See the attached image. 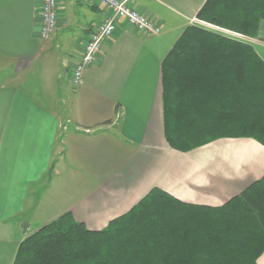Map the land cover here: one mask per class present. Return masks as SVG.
<instances>
[{
    "label": "crops",
    "instance_id": "1",
    "mask_svg": "<svg viewBox=\"0 0 264 264\" xmlns=\"http://www.w3.org/2000/svg\"><path fill=\"white\" fill-rule=\"evenodd\" d=\"M205 1L129 0L160 33L119 19L74 86L107 7L59 0L57 26L44 39L43 0H0V66L10 64L15 76L0 82V264H13L23 239L66 212L102 230L156 187L189 206L220 207L264 177L263 135L190 151L166 139L163 62L188 26L206 27L197 17ZM234 33L264 61V22L258 37Z\"/></svg>",
    "mask_w": 264,
    "mask_h": 264
},
{
    "label": "trees",
    "instance_id": "2",
    "mask_svg": "<svg viewBox=\"0 0 264 264\" xmlns=\"http://www.w3.org/2000/svg\"><path fill=\"white\" fill-rule=\"evenodd\" d=\"M197 17L257 37L264 0H206ZM162 75L173 148L264 136V61L249 43L190 25ZM263 251L264 177L220 207L189 206L156 187L102 230L66 212L23 239L13 264H257Z\"/></svg>",
    "mask_w": 264,
    "mask_h": 264
},
{
    "label": "built area",
    "instance_id": "3",
    "mask_svg": "<svg viewBox=\"0 0 264 264\" xmlns=\"http://www.w3.org/2000/svg\"><path fill=\"white\" fill-rule=\"evenodd\" d=\"M95 3H101L107 7L108 13L104 20L93 30L90 38L87 40L84 54L81 61L75 66L72 83L75 86L83 84L85 71L93 65L102 53L103 43L110 38L117 29V21L121 18L126 19L131 25L139 31L153 34L160 33L161 29L144 13L132 8L129 0H91ZM58 5L59 0H43L42 7V37L48 39L58 23ZM208 29V26H206ZM220 28V27H219ZM223 29V28H222ZM226 31L225 35L238 39L239 34ZM237 35V36H236ZM90 133V131H87Z\"/></svg>",
    "mask_w": 264,
    "mask_h": 264
},
{
    "label": "rangeland",
    "instance_id": "4",
    "mask_svg": "<svg viewBox=\"0 0 264 264\" xmlns=\"http://www.w3.org/2000/svg\"><path fill=\"white\" fill-rule=\"evenodd\" d=\"M206 23V26H208V29H210V30H221L219 27H217V26H215V25H212V24H210V23H208V22H205ZM205 28H207V27H205ZM227 30V29H226ZM222 32H224V34L226 33V31H223V30H221ZM237 36V35H236ZM241 36L243 37V38H245V36L246 35H243V34H241ZM258 37V36H257ZM10 68V64H6V63H3L1 66H0V69H2V70H6L7 69V71H4L5 73H7V74H2V72H0V82H4V81H9V80H11L12 78H14V77H10L8 74H9V71H8V69ZM74 71V70H73ZM74 85V84H73ZM75 86V85H74ZM50 192L43 198V195L41 196V201L43 202V201H46L47 200V198H48V200H50ZM45 208H46V206H45ZM40 210L38 211L39 212V215H42L43 213H47V211H46V209H45V211H44V207H41V205H40V208H39Z\"/></svg>",
    "mask_w": 264,
    "mask_h": 264
}]
</instances>
